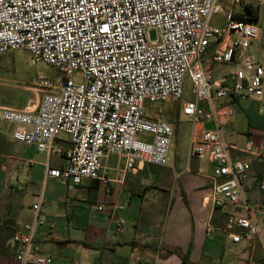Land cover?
I'll return each mask as SVG.
<instances>
[{"label": "built area", "instance_id": "2783aa9c", "mask_svg": "<svg viewBox=\"0 0 264 264\" xmlns=\"http://www.w3.org/2000/svg\"><path fill=\"white\" fill-rule=\"evenodd\" d=\"M216 14H223L218 0H0V55L24 50L30 65L62 74L30 81L41 93L35 109L0 105V126L11 129L15 142L49 157L62 154L64 165L46 168L44 179L75 187L96 180L107 194L111 181L100 171L109 157L122 161V176L143 165L166 166L174 130L147 105L180 99L187 77L193 100L183 101L181 114L191 124L188 159L212 165L208 202L231 209L219 230L232 244L264 249V178L251 166L253 159L264 167V147H235L222 131L234 103L264 104V55L254 49L264 39L257 26L231 12L212 25ZM213 64L225 69L213 76ZM233 151L250 160L234 159ZM249 179L260 192L255 204L246 196ZM43 201L40 194L33 221L8 241L18 264H52L35 239Z\"/></svg>", "mask_w": 264, "mask_h": 264}, {"label": "crops", "instance_id": "0c3cea01", "mask_svg": "<svg viewBox=\"0 0 264 264\" xmlns=\"http://www.w3.org/2000/svg\"><path fill=\"white\" fill-rule=\"evenodd\" d=\"M257 9L255 22L259 23L263 40L264 12ZM254 49L264 55V44ZM40 97L41 93H35V98L23 106L0 105L33 110ZM240 102L232 107L245 111ZM233 117L222 126L227 129L229 143L238 148L247 142L263 147L264 132L251 122L246 129L233 132ZM10 131L0 126V221L12 222V234L23 233L33 221L31 207L41 194L43 211L35 239L52 264H181L180 255L184 254L190 264H213L225 249L233 251L229 257L233 264H264L259 243L232 244L228 235L219 230L231 209H214L208 202L213 167L205 158L188 159L187 151L186 157L174 162L173 167L166 165L153 171L143 165L122 176V161L109 157L100 171L111 181L106 194L96 180L75 187L69 182L44 179L46 168L64 165L62 154L49 157L34 146L15 142ZM56 143L66 148L64 142ZM232 157L250 160L236 151ZM251 166L259 178H264L261 164L251 159ZM245 191L251 204L260 202V192L252 179L246 183ZM260 220L258 217L259 223ZM120 222L123 227L117 232ZM0 264L18 263L13 255H0Z\"/></svg>", "mask_w": 264, "mask_h": 264}, {"label": "rangeland", "instance_id": "374dc122", "mask_svg": "<svg viewBox=\"0 0 264 264\" xmlns=\"http://www.w3.org/2000/svg\"><path fill=\"white\" fill-rule=\"evenodd\" d=\"M261 2L262 0H243L241 4L236 5L232 0H218L223 14L214 15L211 19V24H223L226 16L230 12L233 14L238 12L245 13V4H251L257 8L259 7L263 13L264 4ZM252 24L259 27V23L252 22ZM149 37L152 40L155 39V32L150 31ZM205 58H209V54L206 55ZM224 69L223 66L213 64L210 70L212 75L215 76L218 72ZM39 75L52 80L56 77L62 76L61 73L43 63L38 62L35 66L30 65V55L27 51L18 50L0 55V104L23 106L29 101H32L35 98V93L39 94V92L30 85V81L37 78ZM71 78L74 81H78L80 75L75 73ZM190 91V82L186 77L183 81L182 95L180 99L167 98L165 101L147 105L151 108L157 118L167 123L174 130V136L166 164L168 167H173L174 162L185 158L188 151L191 124L189 120L181 114V105L184 100H193ZM31 103L32 102H30V104ZM240 105L246 110L239 111L237 107V110H234L233 108V122H235L233 125V132H236V130L239 132L246 129L249 122L256 125L258 131L264 132V104L259 103L253 105L251 102L244 100L240 102ZM257 109H261L262 113L258 114ZM1 128H6V126H1ZM257 130L255 129L256 132H258ZM222 131L225 138L229 141L227 129L222 127ZM253 138L255 139L257 137L254 135ZM138 139L142 141L147 140L142 136H139ZM112 162L113 160H110V163ZM145 167L146 169L153 171L162 169L153 165H146ZM261 249L264 256V249L262 247ZM230 255H233V251L225 249L221 256L213 260V264H233L232 261L229 260Z\"/></svg>", "mask_w": 264, "mask_h": 264}, {"label": "trees", "instance_id": "16d2710c", "mask_svg": "<svg viewBox=\"0 0 264 264\" xmlns=\"http://www.w3.org/2000/svg\"><path fill=\"white\" fill-rule=\"evenodd\" d=\"M234 18L242 22H255L258 19V9L250 4L245 5V13L238 12L234 14ZM262 177V176H261ZM10 220L0 221V255H13V249L8 245V241L12 237L13 227ZM181 264H190L187 262V255H180Z\"/></svg>", "mask_w": 264, "mask_h": 264}]
</instances>
